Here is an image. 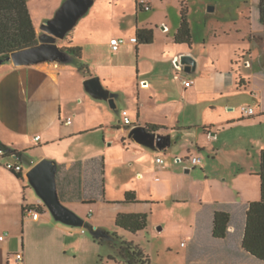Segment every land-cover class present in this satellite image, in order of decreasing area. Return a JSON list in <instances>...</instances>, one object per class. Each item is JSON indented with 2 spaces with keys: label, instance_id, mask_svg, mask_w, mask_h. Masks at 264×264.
<instances>
[{
  "label": "crops",
  "instance_id": "crops-1",
  "mask_svg": "<svg viewBox=\"0 0 264 264\" xmlns=\"http://www.w3.org/2000/svg\"><path fill=\"white\" fill-rule=\"evenodd\" d=\"M35 1L28 0L35 25L38 19L34 12L45 23L65 2L38 0L39 9L33 11ZM136 2L141 12H148ZM149 3L152 10V0ZM162 24L163 33L169 34V24ZM76 27L58 42L61 48L84 46L79 43L82 34ZM179 27L172 37L163 38L164 45L158 46L152 25L140 26L137 22L134 38L137 29L153 28L155 40L151 45L135 44L140 54L136 65L116 61L125 46L133 47L132 40L114 51L111 41L118 35L101 36L100 40L92 29L87 42L92 61L86 73L75 62L0 65L1 142L28 157L37 148L45 151L38 161L29 157L31 166L13 156L0 155V237L5 236L0 240V264H16L17 253L24 255L23 264H125L119 259L117 263L110 260L111 256L117 257L114 241L101 243L84 228L57 221L35 195L26 174L45 157L57 160L61 202L97 230L139 246L149 258L148 264H264L243 248L250 204L261 199L260 169L251 173L253 168L249 167L251 170L241 171L227 183L228 179L213 177L200 154L206 151L217 159L229 148L222 142L224 135L235 125L257 119L250 127L260 129L249 133V141L264 150V66L260 63L261 50L253 47L264 37L253 31L250 49L234 51L228 68L211 57L206 58L210 64H200L205 56L195 57L197 74L191 77L175 65L180 55L194 56V41L192 45L175 42ZM41 32L37 30L38 37ZM85 50L82 48L81 59L88 56ZM96 76L115 99L121 96L127 101L123 111L133 126L124 125L123 112L117 119L108 104L98 102L105 100L90 94L93 102L85 94L84 81ZM185 81L193 84L186 87ZM74 94L87 102L84 112L72 108ZM244 108H252L255 114L248 116ZM69 118L71 123L67 124ZM139 125L147 129L158 126V135L171 136L172 145L166 154L129 137L130 130ZM109 130L119 132L120 137H109ZM37 136L41 139L36 140ZM193 157L201 158V163L195 165ZM158 158H163L164 164H159ZM8 164L20 165L23 171L15 173L7 168ZM129 192L136 194V202H125ZM33 206L42 208L37 219L33 217ZM105 210L115 223L113 229L102 225ZM217 212L231 214L223 239L213 235ZM141 213L149 215L144 231L133 234L116 224L119 214ZM105 245L114 252L105 253Z\"/></svg>",
  "mask_w": 264,
  "mask_h": 264
},
{
  "label": "rangeland",
  "instance_id": "rangeland-1",
  "mask_svg": "<svg viewBox=\"0 0 264 264\" xmlns=\"http://www.w3.org/2000/svg\"><path fill=\"white\" fill-rule=\"evenodd\" d=\"M37 1H35V5L33 6V11H37V8L39 9ZM259 3L260 0H152L153 9L148 12H141L137 7L136 0H97L89 12L81 19L76 30H78L79 35V32L82 34L79 43L80 45L84 44L82 48L86 47L85 54L87 55L89 50L87 42L90 41L89 33L91 29L96 37L99 36L98 39L100 40H103L101 36L110 38L114 34L118 35L117 38L125 39L126 42H129L128 39H130V41L132 40L134 42L133 47L127 49V46H125L124 48L126 49L123 48L124 52L119 56V59H116V61H120L124 64L132 63L136 65L140 56V54L137 53L135 45L136 38H134V29L136 28L137 22L140 26L151 24L157 33L158 46L162 44L164 45L166 39L163 38L166 36L172 37L177 26L180 25V5H183L185 8L189 9V21L194 41L192 52L194 55L193 57H199L200 55L205 56V59H202L200 64L203 62L210 64L211 60L206 58L211 57L213 58L212 61L222 62L221 66L223 68H228L231 64L230 60L232 59L231 56L234 54V51H239V49H250V34L253 33V31H255V34L264 37V25L261 24L260 21H257ZM210 6H214L216 10L214 12H209L208 8ZM34 13L36 19H38L36 20L35 26L37 30L41 31V27L44 23L40 22L38 14H36V12ZM163 22L168 23L172 29L169 34L163 33ZM131 35L132 37H130ZM58 42H61V40ZM259 42L260 43L254 44L253 47L261 50L262 55L260 63L264 66V40ZM145 50L150 49L146 47ZM68 58L75 62L78 65L77 67H87L92 59L90 55L83 59H77L71 55H68ZM239 58H241V54L237 57V61H239ZM184 72L191 77L196 76L197 74L196 71L186 72L185 68ZM85 94L90 96L93 99V102H95L94 98L89 93L86 92ZM76 95L77 94H74L73 96L72 108L80 109L84 112L87 102H81V99ZM243 97L247 98L246 96ZM98 102L108 104L113 114L117 116V119H120V115L124 112L123 110L127 105V101L122 99L121 96H118V98L115 99V108L109 101ZM244 103V106H249L246 102ZM250 104L254 107L252 103ZM258 120L259 119L250 122L246 121L245 123L235 125L232 131L226 133L222 142L227 144L229 148L222 151L217 159H214L213 155H208V152L206 151L200 153L204 158L203 163L208 162L209 170L213 177L223 180L228 179L227 183H229L231 180H234V177L241 171L250 168H253L252 170L250 169L251 173L259 171L262 151L259 150V146L249 141L251 137L249 133L251 131L255 132L256 129H260L256 127H254L255 129H252L250 127L252 122ZM104 134L105 131L101 130L100 135L104 136ZM94 135L95 133L84 138H89ZM108 136L116 139L117 137H120V133L109 130ZM109 143L110 142H108V144ZM175 144L176 143L173 144V147ZM168 149L158 152L166 154ZM44 152L43 149L37 148L33 153H30L29 157L34 161H38L41 157L40 155L44 154ZM43 159L51 160L57 164V160L54 158L45 157ZM25 167H27V165ZM197 168L200 170L201 165ZM253 179L260 186V183L258 182L259 180L254 177ZM33 191L35 195L38 196L34 188ZM96 209L97 211L101 210L99 204L96 206ZM102 213L104 214V219L102 221V225H104L103 227L107 229L109 228V230L113 229L115 223L109 219L110 216L106 213V210ZM76 228L81 229L80 227ZM85 230L88 235H92L93 232L91 229ZM108 250L112 251V248L105 245L104 252L107 253Z\"/></svg>",
  "mask_w": 264,
  "mask_h": 264
},
{
  "label": "trees",
  "instance_id": "trees-1",
  "mask_svg": "<svg viewBox=\"0 0 264 264\" xmlns=\"http://www.w3.org/2000/svg\"><path fill=\"white\" fill-rule=\"evenodd\" d=\"M260 21L264 25V0H260ZM155 40L153 28H139L136 32V43L138 45H151ZM175 42L178 44H193V32L189 21V9L181 5V23L175 34ZM39 44L37 28L33 21L28 6V0H0V65L9 62L13 52L34 47ZM71 56L77 59L82 58V49L79 47L63 48ZM80 71H85L87 67H79ZM86 72V71H85ZM158 126H149L148 130L157 132ZM0 150L4 155L13 156L20 163L31 166V160L25 152L12 149L3 144L0 140ZM261 181V199L250 204L247 216L243 248L264 262V150L261 153L260 171L257 174ZM137 201V196L133 192L126 194L125 202L133 203ZM35 212L41 211L40 206H33ZM148 214H119L116 224L118 227L137 234L148 227ZM231 214L228 212H217L214 218L213 235L215 238L223 239L227 236ZM100 236L94 239L104 243L111 239L115 243L113 247L117 250V257L111 256L110 260L115 263L119 261L125 264H148L149 258L133 242H128L110 234L104 230L95 231ZM10 264V263H8Z\"/></svg>",
  "mask_w": 264,
  "mask_h": 264
},
{
  "label": "water",
  "instance_id": "water-1",
  "mask_svg": "<svg viewBox=\"0 0 264 264\" xmlns=\"http://www.w3.org/2000/svg\"><path fill=\"white\" fill-rule=\"evenodd\" d=\"M96 1L65 0L55 16L42 25L39 44L13 52L9 62H12L16 67L36 66L43 63L68 64L73 62L68 58L70 54L59 46L58 41L66 38ZM215 9L214 6H210L208 11L214 12ZM175 65L185 68L186 72L197 70V60L192 55L178 56ZM84 86L86 91L94 98L109 101L114 108L116 107L114 96L103 86L100 77L96 76L85 80ZM129 137L152 150L162 151L172 145L170 135H158L156 132H150L143 125L131 129ZM57 172L58 165L55 162L43 159L27 172L26 178L57 221L72 227L91 229L93 236H100L95 233L97 228L92 227L89 222L61 202L58 194Z\"/></svg>",
  "mask_w": 264,
  "mask_h": 264
},
{
  "label": "built area",
  "instance_id": "built-area-1",
  "mask_svg": "<svg viewBox=\"0 0 264 264\" xmlns=\"http://www.w3.org/2000/svg\"><path fill=\"white\" fill-rule=\"evenodd\" d=\"M138 5L144 11H150L151 10L149 0H138ZM125 44H126V40L123 39V38H115V39H113L111 41V47H112V49L114 51H119ZM246 66H250V63L247 62ZM192 84H193V81H185V86L186 87H190ZM243 112L245 114H247L248 116H252V115L255 114V112H254V110L252 108H244ZM66 123L70 124L71 123V118H69ZM123 123L126 126H133V124H132V122H131V120L129 118V115H128V113L126 111L123 112ZM40 139H41L40 136L36 137V140H40ZM4 154H5V152L3 150H0V155H4ZM192 161H193V163L195 165H197V164H200L202 160L199 157H193ZM157 162L159 164H164V159L163 158H158ZM178 162L179 163L182 162V159H178ZM7 168L12 170L15 173H21L23 171V168L20 165L8 164ZM38 216H39L38 212H35L33 214V217L35 219H37ZM4 239H5V236H1L0 237V240H4ZM14 259L16 261V264H23L24 255L22 253H17L14 256Z\"/></svg>",
  "mask_w": 264,
  "mask_h": 264
}]
</instances>
